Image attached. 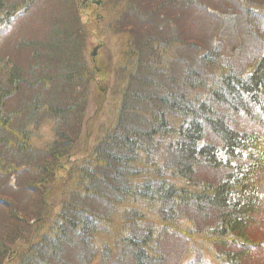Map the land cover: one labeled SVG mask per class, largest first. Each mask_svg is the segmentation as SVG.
<instances>
[{"label":"trees","instance_id":"1","mask_svg":"<svg viewBox=\"0 0 264 264\" xmlns=\"http://www.w3.org/2000/svg\"><path fill=\"white\" fill-rule=\"evenodd\" d=\"M105 1L117 104L67 163L81 2L0 0V264H264V0Z\"/></svg>","mask_w":264,"mask_h":264},{"label":"rangeland","instance_id":"2","mask_svg":"<svg viewBox=\"0 0 264 264\" xmlns=\"http://www.w3.org/2000/svg\"><path fill=\"white\" fill-rule=\"evenodd\" d=\"M79 2H81L79 10L81 22L86 25L88 34L86 41V56L88 57L90 65H92L95 70L97 68H102L106 70L107 74L105 77L104 75H99V71H97L95 81L91 87L92 94L88 98L90 101H88L87 110L85 112L84 128H82V132L78 140L75 141L76 143L73 148L70 149V154L64 157L67 163L76 161L85 156L90 147L95 143L94 140L100 132V127L108 125L112 120L113 106L117 104L118 99L111 90L115 82L113 70L120 56L119 52L123 43L119 35L111 31V24L114 22L112 21V12H107L106 10L105 0H79ZM231 34L238 42L237 35H234L232 32L227 33V39L234 41ZM224 48L227 49L228 47L225 46ZM99 65H101V67ZM41 131L44 134V137L42 135L43 141L53 138V126L45 127ZM63 160L62 164L65 163ZM58 175V181L52 185L53 189L48 196L53 211L54 208L55 211L59 210V201L63 198L60 195L62 190L61 183L66 175H64V172H59ZM64 190L67 191L68 188Z\"/></svg>","mask_w":264,"mask_h":264}]
</instances>
